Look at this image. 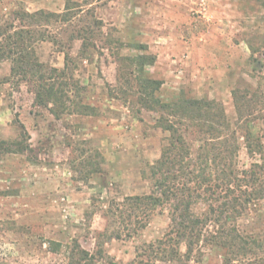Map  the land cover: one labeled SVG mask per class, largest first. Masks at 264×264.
Wrapping results in <instances>:
<instances>
[{"label":"rangeland","instance_id":"rangeland-1","mask_svg":"<svg viewBox=\"0 0 264 264\" xmlns=\"http://www.w3.org/2000/svg\"><path fill=\"white\" fill-rule=\"evenodd\" d=\"M36 11L43 14L25 15ZM65 11L67 20L45 16ZM10 25L41 38L34 48L45 65L67 63L71 97L92 109L56 118L36 104L33 84L0 61V140L24 139L29 147L0 157V264H65L73 241L96 264H226L218 248L201 243L189 259L162 261L168 206L134 215L123 203L150 191L149 165L167 133L155 126V112L123 92L118 56L145 45L155 57L145 70L161 80L162 99H213L232 124V91L260 92L251 118L264 145V0H0V26ZM183 132L197 143L192 127ZM239 142V164L247 167L252 159ZM237 223L264 237V201Z\"/></svg>","mask_w":264,"mask_h":264},{"label":"trees","instance_id":"trees-1","mask_svg":"<svg viewBox=\"0 0 264 264\" xmlns=\"http://www.w3.org/2000/svg\"><path fill=\"white\" fill-rule=\"evenodd\" d=\"M40 14L43 12L25 15L35 18ZM45 16L69 18L67 11L45 13ZM10 28L11 25L0 26V61H10V74L33 84L36 104L47 107L56 118L92 109L71 97L75 84L69 80L72 77L68 76L67 63L63 68L45 65L34 48V43L41 38L37 39L29 29L11 31ZM130 47L140 52L118 56L117 80L126 87L124 93L129 91L136 97L141 108L156 113L155 126L165 131L167 137L159 157L149 165L150 191L126 196L123 203L134 215L137 211L149 215L158 207L168 206V230L158 241L157 256L162 261L180 260L182 255L189 259L201 243L218 248L226 264L236 260L264 264V237L240 231L237 223L264 201V145L251 118L256 106L263 102V96L256 90L234 89L232 96L238 120L233 124L221 103L213 99L183 94L172 100L162 99L161 80L149 76L145 70L154 64L155 57L146 52L143 44ZM88 48L84 41L81 52ZM185 125L199 134L197 143L191 142L192 138L187 140L183 132ZM239 138L252 159L247 167L239 164ZM28 148L24 139L0 140V157L23 153ZM85 163L90 161L87 159ZM99 171L98 166L91 170L92 173ZM199 204H202L200 211ZM52 244V251L59 250V243ZM181 245L185 246L183 253ZM95 259L73 241L65 264H96ZM139 264L150 263L140 261Z\"/></svg>","mask_w":264,"mask_h":264}]
</instances>
